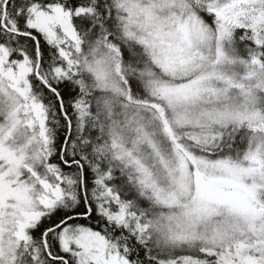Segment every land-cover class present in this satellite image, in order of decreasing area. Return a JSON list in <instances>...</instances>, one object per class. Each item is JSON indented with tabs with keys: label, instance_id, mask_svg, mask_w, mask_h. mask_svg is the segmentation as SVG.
Here are the masks:
<instances>
[{
	"label": "snow or ice",
	"instance_id": "6c2138e0",
	"mask_svg": "<svg viewBox=\"0 0 264 264\" xmlns=\"http://www.w3.org/2000/svg\"><path fill=\"white\" fill-rule=\"evenodd\" d=\"M0 264H264V0H0Z\"/></svg>",
	"mask_w": 264,
	"mask_h": 264
}]
</instances>
